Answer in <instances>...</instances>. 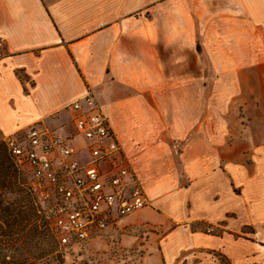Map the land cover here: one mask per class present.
Masks as SVG:
<instances>
[{"label": "crops", "instance_id": "obj_1", "mask_svg": "<svg viewBox=\"0 0 264 264\" xmlns=\"http://www.w3.org/2000/svg\"><path fill=\"white\" fill-rule=\"evenodd\" d=\"M260 59L264 0H0V133L38 126L85 162L74 118L98 109L149 201L143 215L170 225L166 264L185 247L203 251L197 264H264V240L242 235L264 236V180L219 152L243 118L237 96L254 88L238 77ZM163 134L182 142L177 157ZM198 219L223 228L191 230Z\"/></svg>", "mask_w": 264, "mask_h": 264}, {"label": "rangeland", "instance_id": "obj_2", "mask_svg": "<svg viewBox=\"0 0 264 264\" xmlns=\"http://www.w3.org/2000/svg\"><path fill=\"white\" fill-rule=\"evenodd\" d=\"M245 79L244 76L238 77L239 82L252 83L254 88L251 91L243 88L237 96V101L243 102L240 105L243 118L241 123L231 120L229 125L234 134L225 135L219 152L221 160L240 162L246 169L247 178L252 168L258 173L259 180H264V163H260L264 161V59L256 65V76L253 75L251 80ZM244 112L252 115V122H248ZM167 141L171 150V141L169 138ZM180 144V151L175 154L171 150L172 155L177 157L180 154L181 141ZM0 149L8 156L1 138ZM8 158L13 162L10 156ZM14 167L15 178L11 180V186L0 190V264H166L169 249L164 243V233L170 225H156L145 218L143 213L149 205L148 200L137 213L115 220L86 240L62 245L54 239L48 205L36 201L28 188L24 170ZM5 211L9 212V218H6ZM189 226L193 231L211 234H219L223 228L201 219ZM242 230L243 237L264 240V236L249 235L253 231L252 226H245ZM173 255L171 264H187L188 259L197 264L204 253L192 252L185 247L174 251ZM216 258L220 264H232L228 258Z\"/></svg>", "mask_w": 264, "mask_h": 264}, {"label": "built area", "instance_id": "obj_3", "mask_svg": "<svg viewBox=\"0 0 264 264\" xmlns=\"http://www.w3.org/2000/svg\"><path fill=\"white\" fill-rule=\"evenodd\" d=\"M82 98L89 101L90 94ZM71 106L80 110L81 100H73ZM74 127L87 141L89 158L85 162L71 157L63 138L46 134L38 126L26 128L23 135L0 133L9 155L24 170L36 201L51 206L52 227L62 245L84 241L115 218L133 214L147 203L104 113L98 109L77 113ZM165 137L177 154L180 141L168 134ZM105 160L114 163L115 173L101 169L100 163Z\"/></svg>", "mask_w": 264, "mask_h": 264}, {"label": "trees", "instance_id": "obj_4", "mask_svg": "<svg viewBox=\"0 0 264 264\" xmlns=\"http://www.w3.org/2000/svg\"><path fill=\"white\" fill-rule=\"evenodd\" d=\"M6 151H7V149H6ZM7 153H8V151H7ZM8 156H10L9 153H8ZM8 156L5 153V151H3V150L1 151V149H0V190L2 188H6V187L11 186V184H12L11 180L13 178H15V167H14V165L16 167H18L15 164V162L13 161V159L11 158V156H10V158L13 162H11L9 160ZM26 181H28L27 176H26ZM48 207L50 209V217H51L52 209H51V206L48 205ZM2 210H4V209H2ZM4 214H5L6 218H9V212L8 211H5ZM30 216H31V214H30ZM53 233H54V239L58 242L54 231H53ZM67 245H69V244H67Z\"/></svg>", "mask_w": 264, "mask_h": 264}]
</instances>
